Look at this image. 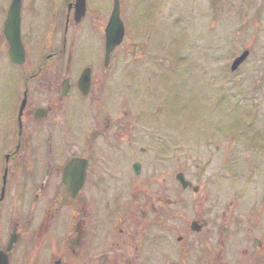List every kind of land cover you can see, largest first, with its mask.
<instances>
[{"label": "flooded vegetation", "instance_id": "flooded-vegetation-1", "mask_svg": "<svg viewBox=\"0 0 264 264\" xmlns=\"http://www.w3.org/2000/svg\"><path fill=\"white\" fill-rule=\"evenodd\" d=\"M168 2L0 0V264H264V180L235 168L226 198L214 177L160 164L173 138L139 111L156 81L111 75L125 45L152 44L139 16L171 24Z\"/></svg>", "mask_w": 264, "mask_h": 264}, {"label": "rangeland", "instance_id": "rangeland-1", "mask_svg": "<svg viewBox=\"0 0 264 264\" xmlns=\"http://www.w3.org/2000/svg\"><path fill=\"white\" fill-rule=\"evenodd\" d=\"M168 4L170 25L158 14L138 17V26L155 21L150 29L143 28V36L150 34L152 44L144 55L135 51L140 45L130 49L125 45L128 52L118 54L119 66L111 63V75L114 69L137 74L139 68L143 79L152 76L154 104L141 86L139 111L158 123L165 121V130L156 132L173 138V156L157 163L171 161L175 174L188 166L194 176L214 177L221 186H214L218 195L228 198L234 191L233 170L248 174L253 170L247 181L251 175L264 180V0H200L199 4L198 0H169ZM244 51L249 53L247 60L232 73V61ZM112 81L113 76L109 84ZM126 84H131L127 76ZM113 95V106L108 107L111 117L118 114V94ZM248 144L262 153L248 155ZM236 160L238 164L231 166ZM220 171L228 177H221Z\"/></svg>", "mask_w": 264, "mask_h": 264}, {"label": "water", "instance_id": "water-1", "mask_svg": "<svg viewBox=\"0 0 264 264\" xmlns=\"http://www.w3.org/2000/svg\"><path fill=\"white\" fill-rule=\"evenodd\" d=\"M123 37V28L120 25L118 20L117 11L115 9L112 14L110 24L107 32V40H106V51H105V59L109 58V54L114 50L116 46H118ZM248 52H244L240 57H238L231 66V71H235L239 65L247 58Z\"/></svg>", "mask_w": 264, "mask_h": 264}]
</instances>
